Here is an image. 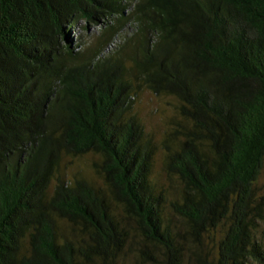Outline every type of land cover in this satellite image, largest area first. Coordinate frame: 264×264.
<instances>
[{
    "label": "trees",
    "instance_id": "obj_1",
    "mask_svg": "<svg viewBox=\"0 0 264 264\" xmlns=\"http://www.w3.org/2000/svg\"><path fill=\"white\" fill-rule=\"evenodd\" d=\"M263 176L264 0H0V264H264Z\"/></svg>",
    "mask_w": 264,
    "mask_h": 264
},
{
    "label": "rangeland",
    "instance_id": "obj_2",
    "mask_svg": "<svg viewBox=\"0 0 264 264\" xmlns=\"http://www.w3.org/2000/svg\"><path fill=\"white\" fill-rule=\"evenodd\" d=\"M93 36L97 37L98 33H93ZM93 36H90L88 39L89 42L94 41ZM114 42L117 45L119 37L117 40H114ZM113 44L114 43H112V46ZM109 49L111 50V48ZM172 102L173 100L169 98L154 96L147 90H143L137 99L136 110L138 117L145 124L147 131L153 133L158 140H161L164 131L169 128V120L175 115L174 109L172 108ZM160 158L161 157L158 156L156 160L154 179L162 185L164 183V175L161 171L162 165ZM85 162L87 163V161L77 159L74 161V163L80 167V170H82L87 176H94L93 172ZM262 182H264V176L262 178ZM259 236H261L264 240V226L261 227Z\"/></svg>",
    "mask_w": 264,
    "mask_h": 264
}]
</instances>
